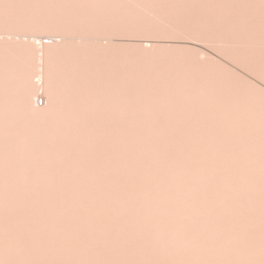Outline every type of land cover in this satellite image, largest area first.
<instances>
[{"label": "bare ground", "instance_id": "bare-ground-1", "mask_svg": "<svg viewBox=\"0 0 264 264\" xmlns=\"http://www.w3.org/2000/svg\"><path fill=\"white\" fill-rule=\"evenodd\" d=\"M4 29L93 38L0 39V264H264V0H0Z\"/></svg>", "mask_w": 264, "mask_h": 264}, {"label": "rangeland", "instance_id": "rangeland-1", "mask_svg": "<svg viewBox=\"0 0 264 264\" xmlns=\"http://www.w3.org/2000/svg\"><path fill=\"white\" fill-rule=\"evenodd\" d=\"M172 28V27H171ZM4 30H6V29H4ZM33 32V33H32ZM58 37V35L57 34H53L52 36L54 37V39H52L53 37L48 33V34H43V33H38V32H34V31H15V30H9V29H7L5 32L3 31V32H1L0 31V39L2 40V38L4 39V41H6L5 39H7V43H3L1 40V42L3 43V44H5L4 46H5V48L7 49L6 50V52H8L12 47L14 48V47H16L17 49L20 47L19 45H22V47H24V46H26V45H28V46H33V44H34V42H35V40H43L44 39V42L45 41H56V42H60L61 43V41H63V40H65L64 39V36L61 34V36L63 37H61V36H59L58 38L56 37V36ZM60 35V34H59ZM77 35V34H76ZM80 35V34H79ZM79 35H77V36H79ZM82 35V34H81ZM69 36H71V37H73V38H71V37H69ZM69 36H65V38L66 37H69L70 38V40H74L75 41V38H76V36L74 37L73 35H69ZM80 37H82V36H79V38L77 39L76 38V41L78 40V41H80V40H82V38L83 39H85V38H93V36H84L83 35V37L82 38H80ZM15 38V39H14ZM62 38V39H61ZM95 38V37H94ZM46 39V40H45ZM101 39H102V37H101ZM26 40V41H25ZM15 41V42H14ZM184 41V40H183ZM189 41V40H188ZM10 42L12 43V44H10ZM39 42V41H38ZM103 42H106V39L104 40V38H103ZM144 44H147V46H150V45H152L153 43V40H150V39H146V40H143L142 41ZM146 42V43H145ZM190 42H192L194 45H201V43H199V42H196V41H191L190 40ZM59 43V44H60ZM152 43V44H151ZM3 44L1 45L0 44V47L2 46L3 47V50L5 49L4 48V46H3ZM6 44H8V45H10V46H12L11 48H9L10 46H8V47H6L7 45ZM202 45H204V44H202ZM205 47H207V46H205ZM8 48H9V50H8ZM60 48H62V46H60ZM89 48H91V47H89ZM208 48V47H207ZM5 51V50H4ZM207 51H211V49H207ZM215 53H216V51H215ZM216 54H218V53H216ZM220 56V55H219ZM0 63H2L3 64V62L1 61ZM15 87H13V85L12 86H10L9 85V87H10V89L12 88V89H16V91L18 90V88H19V86L18 85H14ZM18 86V87H17ZM10 89H8V91L10 90ZM11 89V90H12ZM12 93H11V95L13 94V96L15 97L16 96V94L18 93V91H17V93L16 92H13V90L11 91ZM16 98V97H15ZM37 98H40L39 96L38 97H36L35 99H34V101L36 102H34L35 103V106L37 105ZM17 99V98H16ZM12 99H10V101H11ZM15 99H13L12 101H14ZM17 100H19V99H17ZM45 100V99H44ZM40 101V103H41V99L39 100ZM9 102V101H8ZM13 103V104H12ZM14 103H17L16 102V100H15V102H11V103H9V105L11 104V105H14L13 107H14V109L12 110V111H14L16 108H17V106L19 105V104H21V103H19V104H14ZM7 105H8V103H7ZM10 105V106H11ZM15 105H17V106H15ZM22 105V104H21ZM18 106V108L17 109H20V108H22V107H24V105L23 106ZM28 105V104H27ZM26 105V106H27ZM10 106H8V107H10ZM2 107V106H1ZM20 107V108H19ZM28 107V108H27ZM26 108H25V110H24V112H22L23 110L22 109H24V108H22V109H20V110H17V111H20V113L19 112H17L16 110V113H15V111H14V113L15 114H17L18 113V115H19V117H21V118H25V120H29L30 121V119H33V117H32V115H33V113H35L33 110H31L30 108H31V106L30 105H28ZM22 110V111H21ZM9 112L10 114L9 115H11V113L12 114H14L13 112ZM33 112V113H32ZM28 113V114H27ZM5 114H8V113H5ZM18 115H14V116H17L18 117ZM21 115V116H20ZM36 115V113L33 115V116H35ZM24 116V117H23ZM27 117H29V118H27ZM30 117H32V118H30ZM35 119V118H34ZM36 120V119H35ZM34 121V120H33ZM138 121V120H137ZM141 120H139L137 123H139V126H140V124H141V122L143 121H141ZM31 122V121H30ZM144 122V121H143ZM142 122V123H143ZM146 122V121H145ZM149 123V121L147 122V124ZM163 123V122H162ZM146 123H143V126H145L146 127V125H147ZM153 123L151 122V125H152ZM138 125V124H137ZM149 125H150V123H149ZM150 125V126H151ZM143 126H142V124H141V128L142 129H144L143 128ZM149 126V128H153L152 126L150 127ZM147 129L146 130H148V126L146 127ZM137 129H138V127H137ZM140 129V128H139ZM159 129V128H158ZM157 129V130H158ZM145 129L143 130V131H146ZM159 130H161V128L159 129ZM158 130V131H159ZM162 130H164V129H162ZM139 131V130H138ZM137 131V132H138ZM143 131H139V132H143ZM155 131H156V129H155ZM158 131H156V132H158ZM159 132H161V131H159ZM176 136H179V134H175ZM174 137V138H177V137ZM172 138H173V136H172ZM173 138V139H174Z\"/></svg>", "mask_w": 264, "mask_h": 264}, {"label": "built area", "instance_id": "built-area-1", "mask_svg": "<svg viewBox=\"0 0 264 264\" xmlns=\"http://www.w3.org/2000/svg\"><path fill=\"white\" fill-rule=\"evenodd\" d=\"M41 104H42V101H41Z\"/></svg>", "mask_w": 264, "mask_h": 264}]
</instances>
